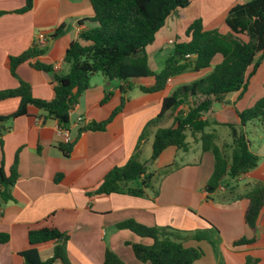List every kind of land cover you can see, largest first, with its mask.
<instances>
[{"label": "crops", "instance_id": "crops-1", "mask_svg": "<svg viewBox=\"0 0 264 264\" xmlns=\"http://www.w3.org/2000/svg\"><path fill=\"white\" fill-rule=\"evenodd\" d=\"M249 0H193L183 10H178L166 21L147 47L151 69L160 73L166 60L174 53L175 42L184 39L189 26L202 19L205 30L229 32L225 19L236 5ZM26 0H0V91L19 88L21 82L31 86L33 96L44 101L54 98V74L67 75L70 65L65 55L71 43L80 41V34L96 27L90 20L94 16L88 0H34L33 7L22 12ZM63 27L60 35L54 33ZM226 29V30H225ZM44 34L45 45L39 46L37 36ZM39 46L45 54L32 61L51 65L54 73L34 69L29 63L11 71V59ZM216 63L221 62L216 57ZM197 79L196 73H187L168 82L165 90L143 93L141 87L155 84L152 77L129 82L108 80L102 74L91 77L89 89L70 114V142L75 143L69 157L62 146L67 144L57 121L47 119L44 113L29 106L28 115L0 122V164L10 172L16 159L19 178L12 189L13 200L4 204L0 214V233L9 235V242L0 245V264H24L20 253L30 248L28 233L46 227H54L67 234L66 252L71 264H105L107 250L114 252L125 264H143L133 253L132 244L148 240L139 238L130 230L118 229V224L133 221L149 228H172L190 236L199 230H207L210 224L217 233L209 231L217 253L207 247L206 254L194 264H246L251 256L264 264V208L253 232L244 220L249 201L246 195L258 184H264V126L260 144L254 152L260 157L257 168L235 180H227L216 192L209 194L205 185L214 168L211 152L201 153L198 159L181 165L159 180L158 187L146 196L94 195L105 176L114 168L127 164L136 151L139 137L148 122L160 112L162 100L177 87ZM138 90L136 96L128 93L124 111L108 126L106 131L80 130L92 122L109 119L120 106L122 87ZM108 96L106 102L104 99ZM264 97V60L256 74L249 79L248 89L228 95L224 103L216 104L211 113L203 116L213 125L209 130L217 132L220 143H230L223 135L227 124L238 126V112L251 108ZM19 98L0 101V117H8L17 111ZM82 119V122H79ZM221 124V126L216 125ZM245 127L248 134V126ZM249 138V137H248ZM152 139V140H151ZM143 146L153 142V138ZM188 140H191L189 138ZM251 143V142H250ZM177 148L166 149L156 162L148 165L147 173L156 175L159 162L168 163L178 156ZM185 153H189V150ZM141 160V159H140ZM150 160V159H149ZM142 161V162H147ZM175 164V161L172 163ZM206 166V170L203 168ZM61 175L60 181H57ZM156 177V176H155ZM256 238L252 245L233 248L236 240ZM202 241L189 240L186 248H201ZM54 243L36 246L43 261L53 257ZM204 252V251H203ZM216 255V256H214ZM216 258V259H215ZM209 259L207 263L203 261Z\"/></svg>", "mask_w": 264, "mask_h": 264}, {"label": "trees", "instance_id": "trees-1", "mask_svg": "<svg viewBox=\"0 0 264 264\" xmlns=\"http://www.w3.org/2000/svg\"><path fill=\"white\" fill-rule=\"evenodd\" d=\"M94 16L90 20L96 27L80 34V41L71 43L65 55L70 65L67 75L54 74V98L44 101L33 96L31 86L21 82L19 88L0 91V101L19 98L16 112L8 117H0L6 122L28 115L29 106L44 113L47 119L57 121L59 127L69 131L70 114L79 104L82 95L89 89L91 77L102 74L108 80L124 83L138 78L152 77L155 84L141 87L143 93H157L165 90L169 81L187 73H196L197 79L177 87L162 100L160 112L147 123L139 137L136 151L127 164L112 169L104 178L94 195H129L145 197L154 190L155 174L147 173L148 165L156 162L168 148L174 147L187 152L189 144L200 143L203 152L214 156V168L205 191L213 194L227 180H235L253 171L260 157L251 150V143L245 127L253 122L264 126V97L254 106L238 112L240 124H227L230 129V143H220L217 132L209 130L213 125L203 116L212 112L214 106L224 103L228 95L248 89L249 79L254 76L264 60V0H249L234 6L227 14L225 24L229 30L223 34L219 30H205L203 20H195L187 29L184 39L175 42L174 53L166 60L165 68L154 72L147 55V47L155 41L166 21L178 10L188 8L193 0H88ZM34 0H26L22 12L33 7ZM63 27L57 29L53 38L60 35ZM45 54L37 45L20 57L11 59V71L17 66L29 63L34 69L54 73L51 65L33 60ZM190 56V57H188ZM216 57L221 58L216 63ZM132 87H122L120 106L108 120L92 122L80 132L106 131L114 119L124 111L127 95ZM108 96L104 99V102ZM165 120L171 121L164 126ZM221 126V124L216 123ZM4 127H0L3 129ZM153 138L152 155L149 161L140 160L143 146ZM191 138V142H189ZM189 142V143H188ZM75 147L74 142L63 145L62 152L69 157ZM3 150V142L0 140ZM174 165L168 172H173ZM167 174V175H168ZM19 178L16 159L7 173L4 163L0 164V208L13 200L12 189ZM61 175L57 181H60ZM134 183H138L134 185ZM140 183V184H139ZM248 207L244 220L256 232L257 223L264 208V184L255 186L245 197ZM120 230H130L139 238L148 240V245L132 244L135 258L143 264H194L204 256L200 248H186L184 243L198 239L197 233L217 230L213 225L207 230H199L195 235L172 228H149L133 221L117 225ZM9 235L0 233V245L9 242ZM30 248L20 255L24 264H71L66 244L69 236L57 228L46 227L28 233ZM256 238H242L232 243L233 248L255 244ZM54 243V254L43 261L36 246ZM214 243V242H213ZM214 251L218 254L216 245ZM105 264H125L114 252L107 250ZM219 264H223L219 262ZM246 264H260V260L248 256Z\"/></svg>", "mask_w": 264, "mask_h": 264}, {"label": "rangeland", "instance_id": "rangeland-1", "mask_svg": "<svg viewBox=\"0 0 264 264\" xmlns=\"http://www.w3.org/2000/svg\"><path fill=\"white\" fill-rule=\"evenodd\" d=\"M226 30V29H225ZM130 93V92H129ZM138 93V90H134V92L130 93V96H136V94ZM171 124V121H168V120H165L163 122V125L164 126H169ZM256 127H254L253 125H249L248 126V137H249V140L251 142V146H252V150L255 152L260 144V136L263 135V132L259 129V126L260 123L259 122H256V124H254ZM222 132H223V135L224 136H227L228 135V138H231L230 137V130L228 129H222ZM152 138V137H151ZM150 138V139H151ZM152 140V139H151ZM189 142H191V140H189ZM188 142V143H189ZM189 153H185V151H178V156L175 158V159H172V161L170 163H168V159L164 158L161 162H159V166H158V169H161V168H164L163 170L161 171H158L156 173V177L154 179V182H153V185L157 188L158 187V181L159 180H163L168 173V170L169 169V166L171 165H174L172 166L173 167V171L177 170L178 167H180L181 165L183 164H186L188 162H193L194 159H198V156L200 155L201 153V147L200 145L198 144H194L193 141L191 144H189ZM151 155H152V143H149L148 145L145 146L144 148V152H143V157L140 158L142 161H146V160H149L151 158ZM175 161V164H172L173 162ZM161 167V168H159ZM206 166L203 168V171L206 170ZM138 183H134V185H137ZM140 184V183H139ZM198 235V239H202V243H203V247L201 246L202 248V251H204V253L206 254L207 252V247H209L211 250H214V246H215V242L214 239L210 232H200L197 233ZM140 243L142 244H145V245H148V242L146 241H141ZM216 256V255H214ZM216 259V258H215ZM207 261H209V259L203 261V263H207Z\"/></svg>", "mask_w": 264, "mask_h": 264}, {"label": "built area", "instance_id": "built-area-1", "mask_svg": "<svg viewBox=\"0 0 264 264\" xmlns=\"http://www.w3.org/2000/svg\"><path fill=\"white\" fill-rule=\"evenodd\" d=\"M37 42H38V45L39 46H42L43 47L45 45V43H46V37H45V35L44 34L38 35L37 36ZM188 57H190V56H188ZM79 122H82V119H79ZM61 130H62V134L66 138L67 143L70 142L69 132L67 130H63V129H61ZM0 214H1V209H0Z\"/></svg>", "mask_w": 264, "mask_h": 264}]
</instances>
